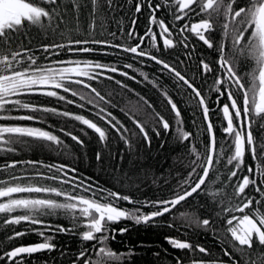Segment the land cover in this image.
Masks as SVG:
<instances>
[{
	"label": "snow or ice",
	"instance_id": "1",
	"mask_svg": "<svg viewBox=\"0 0 264 264\" xmlns=\"http://www.w3.org/2000/svg\"><path fill=\"white\" fill-rule=\"evenodd\" d=\"M126 7L134 8L127 32L124 17L117 16ZM141 16H146L143 35L136 28ZM33 30L50 42L33 45ZM191 38L218 54V59L206 60L203 52L197 55ZM177 49L183 50L184 59L176 56L169 63L158 55ZM84 54L117 59L105 63ZM126 57L141 65L145 60L154 62L160 75L150 78L134 63H121ZM188 61L196 62L200 70L203 94L195 83L197 77L188 74ZM242 65L246 71H240ZM113 74L157 88L173 122L154 110L146 120L125 112L134 126L127 127L109 111L113 92L102 94L94 86L108 80L135 92ZM165 75L195 101L203 117L200 124L192 121L198 129L195 134L186 130L181 108L160 83ZM40 96L88 111L106 126L83 114L41 104L34 99ZM225 97L228 102L221 105ZM143 104L153 108L147 100ZM216 109L219 124L210 115ZM129 111L134 114L139 109L132 106ZM50 116L85 126L81 133L87 136L85 129L91 130L105 148L112 133L131 149L137 135L151 145L149 130L157 137L161 129L172 132L180 143L188 144L190 171L178 179L170 197L140 200L102 187L67 163L9 159L33 145L69 154V145L56 131L85 147L72 131L48 124ZM43 124L47 127L35 126ZM201 132L208 142L198 147ZM0 158V228L10 230L5 239L39 238L4 251L0 261L5 264H25L40 253L68 255L54 243L58 235H73L80 242L70 264H130L134 249L117 252L111 247L117 234L122 236L129 228L113 226L122 221L155 225L166 215L171 217L167 227L175 228V221L181 220V227L194 225L224 245L221 251L227 264H264V0H124L123 4L119 0H0ZM101 159L97 152V163ZM196 197L205 198L206 205L198 208H211L208 217L178 208ZM52 219L69 223L66 227L51 223ZM165 241L173 249L187 250V260L176 257V264H226L220 257L205 259L212 253L200 244L171 236Z\"/></svg>",
	"mask_w": 264,
	"mask_h": 264
},
{
	"label": "trees",
	"instance_id": "2",
	"mask_svg": "<svg viewBox=\"0 0 264 264\" xmlns=\"http://www.w3.org/2000/svg\"><path fill=\"white\" fill-rule=\"evenodd\" d=\"M119 2L123 4L124 0H119ZM133 10V7H126L124 11L117 13L118 17H124L125 32H127L128 27L131 26L128 17ZM143 24L144 19L140 17L137 21L136 28ZM30 35L33 45L50 42L48 38L37 30H33ZM116 42L119 43L120 41L117 40ZM25 43H27V41H25ZM84 56L86 58L99 59L105 63L117 59L115 56H90L89 54H84ZM130 60V57H126L121 63H129ZM134 64L140 69H144L145 67V64L141 65L136 62ZM199 71L197 66L194 65L191 72L196 73ZM151 72L154 73L149 74V76L153 78L158 77L155 75L158 73L157 70L154 69ZM113 75L115 79L122 80L129 84L135 92L122 90L117 87L115 83L108 80L94 84V86L97 87L102 94L107 91L113 92L111 98L113 107H110L109 111L127 127L132 128L134 126L125 112H128L129 115H135L137 119L146 120L148 113L154 110L163 115L170 124L173 122V115L158 89L152 87L151 84L147 82L135 83L117 74ZM135 76H137V79H142L139 75ZM162 80H164V82H162ZM160 83L166 86L169 94L172 95L178 107L181 108L186 130L192 131L195 134L198 129L192 121L195 119L197 124L203 121V117L196 107L195 101L190 100L186 93L177 90L169 77H163V79H160ZM203 93L204 91H202V94ZM68 98L75 99L78 103H81L78 98H73L71 96ZM34 99L47 106L83 114L87 118L94 119L97 123L101 124V126H106L103 125L102 121L93 117L90 112L76 108L74 105L58 103L52 98L43 96L35 97ZM144 100L150 102L153 108L149 109L144 105ZM132 106L138 108L139 111L134 114L131 113L129 109H131ZM121 109L124 111H121ZM210 115L214 124L221 123L218 109L211 112ZM48 124L54 125L55 129L63 127L66 130L72 131L84 140L85 147L80 148L69 137H65L62 133L56 131V134L61 136L69 145V154L58 155L47 147L33 145L28 151L22 152L19 156L9 157V159H33L43 160L48 163H67L77 168L80 174L93 177L95 180L99 181L102 187L110 188L113 191H119L122 194H129L134 199L140 200L145 198L155 200L158 198L163 199L170 197L173 189L177 185L178 179H183L190 171L187 167L191 159L188 155V144L187 142L180 143L172 132L165 133L161 129L160 135L157 137L149 130L151 145L149 146L142 137L137 135L133 137L134 143L131 149L127 148L125 144L112 133L107 148H105L100 144L96 134L91 130L85 129L87 131V136L83 135L80 129L85 126L79 125L78 122L70 120L65 121L63 118L50 116L48 118ZM35 126L47 127V124ZM48 130L52 131L54 129L49 128ZM216 131L218 138H220L222 134L219 127H217ZM207 142V135L201 132L197 140V146L199 147L201 144H207ZM97 152H100L102 155V159L99 163L96 161ZM0 162H2V158H0ZM246 163H251L250 157H246ZM198 204L206 205L205 198H189L188 203L185 204L183 208H181V206H178V208L180 210L195 211L201 218L208 217L211 213V208L205 211L204 209L198 208ZM121 206L131 207V205H128L126 202H121ZM145 211H147V209H145ZM173 211L176 212L177 210L174 209ZM170 219L171 217L169 215L158 218L159 223L155 225H134L131 221H122L120 224L114 225L113 227L119 229L126 226L129 228V231L122 236L117 234L115 241L111 243V247L117 252H124L129 248L134 249L135 255L131 258L130 264H176V257H183L187 260V250L181 252L180 250L171 248L170 245L166 243L165 237H178L206 247L209 252L212 253V257H205V259L220 257L227 264V257H223L221 251L224 245L218 244L209 233L197 229L194 225L192 228L181 227L184 223L181 220L175 221L177 227L169 228L166 225ZM50 222L64 224L66 227L69 223L64 219H52ZM23 227L24 225H21L16 230L19 231ZM9 234L10 230L0 228V255H2L4 251L10 250L13 246L39 242V238L35 235H29L25 238L8 242L5 237ZM54 243H56L60 249L65 250L68 255L61 256L59 251L35 254L31 260H26L25 264H45V261H47L48 264H70V260L73 259V254L77 253L80 247L78 238L73 235H58ZM156 253H159V255H155ZM0 264H5V262L0 261Z\"/></svg>",
	"mask_w": 264,
	"mask_h": 264
},
{
	"label": "flooded vegetation",
	"instance_id": "3",
	"mask_svg": "<svg viewBox=\"0 0 264 264\" xmlns=\"http://www.w3.org/2000/svg\"><path fill=\"white\" fill-rule=\"evenodd\" d=\"M141 18L144 19V24L142 26L138 27L137 28V31H139L140 34L143 35L144 26L146 24V16H141ZM191 41H192V43H194V44L197 45V55H199L200 52H203L204 53V58L206 60L216 61L218 59V54H216L212 50L206 49V47L202 44V42H197L195 40V38H191ZM136 42L137 41H131L130 43L135 44ZM154 54H156V53H154ZM158 55L160 56V58L167 60L169 63H172L174 61V59H175L176 56H179L181 59H184L183 50L182 49H177V50H175V52L170 51L168 53H165L162 50ZM130 62L131 63H135L132 60H130ZM144 62H145L144 63L145 64V67H144V69H141L142 71L147 72L148 74H151V73H154V72H151V71L155 69V70L158 71V73H156L155 75H157V76L160 75L159 66L158 65L156 66V64L154 62L148 61V60H145ZM194 65H196V62H194V61H188L187 62V71H188V74L190 76H196L197 79L195 80V83L197 84V87L201 88L202 91H205V89L203 87V78H201L199 76V72H196V73L191 72L193 70V68H194ZM214 67H215V65H214ZM181 70H183V69H181ZM246 70H247L246 67H244L242 65L240 71L243 72V71H246ZM130 75H134L135 76V75H138V74L136 72H132L131 71ZM163 77H168V76L165 75ZM163 77H161L160 79H163ZM150 78H153V77L150 76ZM162 82H164V80H162ZM209 82H211V80H209ZM215 98H216L215 97V94H213L211 100H209V106H210V108H212L214 106ZM226 102H228V101H227V98L225 97L224 99L221 100V105L223 103H226ZM255 134L258 135V133H255Z\"/></svg>",
	"mask_w": 264,
	"mask_h": 264
}]
</instances>
